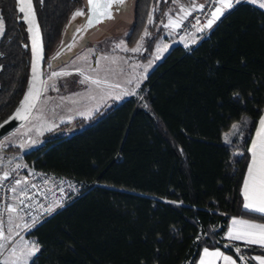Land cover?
Returning <instances> with one entry per match:
<instances>
[{
  "label": "trees",
  "instance_id": "16d2710c",
  "mask_svg": "<svg viewBox=\"0 0 264 264\" xmlns=\"http://www.w3.org/2000/svg\"><path fill=\"white\" fill-rule=\"evenodd\" d=\"M178 1L136 0L127 42L134 46L150 34L145 61ZM33 2L46 67L67 40V27L85 17L72 19L85 13V1ZM18 4L0 0V123L21 103L31 77L30 38ZM96 28L99 40L115 35L108 22ZM263 110L264 9L238 3L195 45L171 47L138 95L23 155L35 170L92 184L28 232L39 246L29 264H197L205 248L239 263L247 255L256 264L251 256L264 250L231 242L226 231L233 217L264 222L244 209L242 194Z\"/></svg>",
  "mask_w": 264,
  "mask_h": 264
},
{
  "label": "rangeland",
  "instance_id": "374dc122",
  "mask_svg": "<svg viewBox=\"0 0 264 264\" xmlns=\"http://www.w3.org/2000/svg\"><path fill=\"white\" fill-rule=\"evenodd\" d=\"M172 8L167 7L165 12H170ZM165 19L163 20L164 25ZM4 27V25H3ZM119 33L103 40L102 42H92L88 44L79 41L67 57L70 59L61 60L62 64L49 61L45 67L44 90L42 97L31 117L25 124L7 135L0 142V178L4 173H11L14 170L28 166L23 160V155L30 150L45 143L48 137L59 130L69 131L78 120H83L82 127L91 124V120L102 113L108 107L121 103L125 98L138 95L140 86L147 78L150 71L160 61L166 49L169 38H175L173 30L164 27L165 39L160 38L156 44V50L151 59L145 61L142 54L145 50V38L141 51H124L138 46L141 38L134 46L127 42V35L130 28L121 26ZM74 29L68 33L71 38ZM202 33L197 31L191 38L182 40L179 44L186 47L193 45ZM1 37V36H0ZM123 44L116 48L117 44ZM157 47L160 48L159 53ZM103 57H107L104 59ZM66 61V62H65ZM53 72H66L68 75L51 76ZM86 77H91L87 79ZM99 79L102 82L97 86L92 80ZM81 81H84L81 83ZM119 85V87H110ZM58 89V90H56ZM63 126V127H62ZM236 126V125H235ZM236 131L234 127L227 134L226 140ZM23 145V147H21ZM19 165V167H17ZM30 167V166H29ZM32 168V167H30ZM29 168V169H30ZM22 187L17 191V195L22 191ZM27 224L24 219L13 213L9 219L8 236L17 238L15 243V255L6 250L4 241H0V263L2 264H29L36 256L29 257V245L35 244L27 234L30 229H26Z\"/></svg>",
  "mask_w": 264,
  "mask_h": 264
},
{
  "label": "snow or ice",
  "instance_id": "6c2138e0",
  "mask_svg": "<svg viewBox=\"0 0 264 264\" xmlns=\"http://www.w3.org/2000/svg\"><path fill=\"white\" fill-rule=\"evenodd\" d=\"M20 4L22 5L19 8V11L21 13H25V15L22 17L23 19L27 20L30 25L35 24V31L33 32V29L30 27L28 30L30 32H33V43H32V51L35 56V61L32 65V72H33V84L29 89L28 95L25 96L24 102H22L20 108L15 112L13 119H21V120H27L29 116L32 114V110L36 107V104L34 101H38L40 98V92L44 90L43 88V81H40V73H39V62L43 59L42 52L43 48L42 45L39 44V25L35 21V11L32 7V0H27V8H25L23 5L25 3V0H19ZM41 4L43 3V0H40ZM211 2V0H210ZM237 3H244L248 2V0H236ZM253 3L256 2V0H252ZM88 3L90 5V13H89V19L88 24L95 26V24L102 23L106 19H112V9L113 6H123L125 4V0H103V2H96V0H88ZM220 6L215 7L214 11L211 13V18L207 21L206 27L210 28L212 24L215 22V20L219 19L221 15H223V8H231V0H219ZM259 7L264 8V3H261ZM201 9H203V5L200 6ZM183 11V9H181ZM190 15L191 13H187ZM85 13L81 11H77L73 14L72 19L75 20L77 16H84ZM31 17V18H30ZM154 21L152 17H149L148 23L152 24ZM198 22V21H197ZM165 28L173 27L178 28L181 26V23L179 21H176L172 18H169L168 23L163 25ZM201 31L203 29H200ZM4 27H3V19L0 17V36L3 35ZM150 34L145 31L144 36L147 37ZM123 44V41H121L120 44H117L115 47L120 48ZM143 44V37L141 38L140 44H138L137 47L132 49H127L125 46L123 48L124 51H132V52H139L141 51ZM164 48H167V45L164 46ZM160 48L157 47V52L159 53ZM104 59H107V57H103ZM69 73L66 72H53L51 73V76H62V75H68ZM87 79H91V77H86ZM40 82L41 88L37 89V82ZM84 81H81L83 83ZM92 83L99 86L102 83L101 80L96 79L92 80ZM110 87H119V85H110ZM58 90V89H56ZM29 98H32L33 102H30ZM23 113V115H22ZM2 126V125H0ZM234 129L237 128V126H233ZM23 147V145H21ZM252 166L248 169L249 179L245 181L244 184V198L245 203L243 205L244 209L246 211H252L261 214L264 216V118L260 120V131L257 132V141H254L252 144ZM19 167V165H17ZM4 179L8 178V173H4ZM22 181L19 179L16 180V184H21ZM26 183V181H24ZM32 187H35L33 185ZM70 188H72V185H69ZM11 191L15 192L16 189L13 188ZM63 191V189H61ZM25 196H27V193H23ZM259 197V201L256 202V197ZM21 204L24 203L23 200L20 201ZM62 206L61 201H56L53 204L48 205L45 207L43 204L40 205V208L47 213L48 215H51L57 207ZM12 212L16 211L15 207H10L9 209ZM37 217L32 218L33 224L37 222ZM30 227V225H29ZM228 237L232 240H238V241H245L248 244L252 245H260L264 246V223H254L250 220L245 219H233L232 220V228L229 229ZM0 238L3 237V233L0 232ZM4 245H0V247H3ZM30 251L28 253V256H34L37 251H39L38 247L33 243L29 245ZM236 252L239 253L240 249L237 247ZM16 250L12 249L11 254L15 255ZM204 259L201 260L200 264H213V262H210L207 260V257H216L217 259H222L225 264H236V261L232 259L230 256L224 255V253L220 251H209L207 248L204 249ZM241 261L244 260V257H239ZM254 260L258 261L259 264H264V257H253ZM15 264V262H14ZM34 264V262H33Z\"/></svg>",
  "mask_w": 264,
  "mask_h": 264
},
{
  "label": "built area",
  "instance_id": "2783aa9c",
  "mask_svg": "<svg viewBox=\"0 0 264 264\" xmlns=\"http://www.w3.org/2000/svg\"><path fill=\"white\" fill-rule=\"evenodd\" d=\"M231 4L235 5L238 3L236 0H231ZM218 6H220L219 0H211V2L210 0H206L203 9L200 6L194 7L185 12L182 17H179L178 14H169L165 17L164 24L168 23L169 18L181 23V26L178 28H166L167 30H173L178 40L191 38L197 31L201 32L203 37L209 33L215 24L214 22L210 28L205 26L211 18V13L214 11V8ZM189 12L191 13L190 15L187 14ZM200 29L203 30L201 31ZM29 168L28 165L25 168L14 170L8 174L7 179L3 178L4 175L0 178V232L3 233L4 237L0 238V241H4L7 251L14 249L17 241V238L14 239L8 236L9 219L13 213L20 215L27 224L26 229L31 230L50 216L40 208L41 204L47 207L56 201H61L62 206L57 207L54 211L56 212L83 193L89 186H92L89 183L59 177L53 173L41 172ZM17 179L22 181V183L17 185ZM33 185L35 187H32ZM69 185L73 187L70 188ZM20 187L23 190L17 195ZM13 188L16 189L15 192L11 191ZM23 193H27V196ZM21 200L24 201L23 204L20 203ZM10 207H15L16 211H10ZM33 217L38 218L34 224L32 222Z\"/></svg>",
  "mask_w": 264,
  "mask_h": 264
},
{
  "label": "water",
  "instance_id": "95a60500",
  "mask_svg": "<svg viewBox=\"0 0 264 264\" xmlns=\"http://www.w3.org/2000/svg\"><path fill=\"white\" fill-rule=\"evenodd\" d=\"M19 1V0H18ZM84 4H85V17L81 19V22H79L75 27L74 26H68L67 29H66V34L69 33V31L72 29H74L73 31V34L72 36L74 35H78L83 29L85 30L86 32V38H82L81 37V34H79L80 36V39L79 41H82L81 43L83 44H88L89 40L91 39V36H93V38L90 40L92 42H102L103 40L109 38H104V39H101L99 40V28H96V27H99L100 24H103L104 22H108V25H113V27L115 26V29H114V33H119L120 30H121V26H123V22H125V24L127 25L128 28L131 29V27L133 26V22H134V15H133V11H134V7H135V3H136V0H125V4L127 5V12L124 13L123 15H119L117 13V15L115 14L116 10H115V5L113 6V9H112V14H113V18L112 19H106L104 20L102 23H99V24H95V26H92V25H89L88 24V19H89V13H90V5L88 3V0H84ZM96 2H103V0H96ZM22 5L18 4V9L21 7ZM25 8H27V0H25V3L23 5ZM32 7L35 11V21L36 23L39 25V44L42 45V48H43V52H42V56H43V59L40 60L39 62V73H40V81H43V88H44V79H45V62H46V50H45V43H44V36H43V32H42V28H41V25H40V22H39V19H38V16H37V13H36V9H35V6H34V2L32 0ZM22 15L24 16L25 13H22ZM115 15L119 17V21L121 20V24L119 21H115ZM31 18V17H30ZM110 21V22H109ZM24 22L27 26V30L31 27L33 29V32L35 31V24H32L30 25L29 22L27 20L24 19ZM84 24V28H80L82 27V25ZM33 32H30L28 30V34H29V38H30V45H31V52H32V61H31V77L29 79V82L26 86V90H25V93H24V97L21 101V103L17 106V108L14 110V112L10 115L9 118H7L5 121H3L2 123H0V142L2 141V139L4 137H6L7 135H9L10 133H12L13 131H15L17 128H19L20 126H22L23 124H25L27 122V120L31 117V115L33 114L34 110L36 109L41 97H42V93L43 91L40 92V98L38 101H34L35 104H36V107L32 110V114L29 116V118L27 120H21V119H13L12 117L14 116L15 112L20 108L22 102H24V99H25V96L28 95V92H29V89L30 87L32 86L33 84V72H32V65L35 61V56L33 54V51H32V43H33ZM89 32V34H91V36H88L87 37V33ZM72 36L70 39L64 41L62 47L54 54V56L52 57V61L56 62L57 64H62L64 62H62L61 60H64V59H67L68 55H69V52L72 51V44H73V41H74V38L72 39ZM89 39V40H87ZM78 41V42H79ZM77 42V43H78ZM76 43V44H77ZM75 44V45H76ZM74 45V46H75ZM74 48V47H73ZM71 58V57H70ZM69 58V59H70ZM66 62V61H65ZM41 88V84L40 82L38 81L37 82V89H40ZM30 102H33L32 101V98H29ZM23 115V113H22ZM75 130H77V127H73V128H70L68 132H74ZM64 130H59L57 131L55 134L56 135H59L61 133H63Z\"/></svg>",
  "mask_w": 264,
  "mask_h": 264
},
{
  "label": "crops",
  "instance_id": "0c3cea01",
  "mask_svg": "<svg viewBox=\"0 0 264 264\" xmlns=\"http://www.w3.org/2000/svg\"><path fill=\"white\" fill-rule=\"evenodd\" d=\"M205 2H206V0H179V1H178V4H179V5H177V8L175 9L176 12H175V13L170 12L169 14H178L179 17H182L183 14H184L185 12L191 10V9L194 8V7L204 5ZM248 2H250V3H252V4H254V5H256V6L259 7V5H260L261 3H264V0H256L255 3H253L252 0H251V1H248ZM236 5H237V4L232 5L231 8H223V9H222V11H223V15H221V16L219 17V19L215 20V24H216V23H217V22H218V21H219V20H220V19H221L226 13H227V12H229L230 10H232ZM260 8H261V7H260ZM181 9H183V11H181ZM262 9H264V8H262ZM215 24H214V25H215ZM166 31H167V30L164 31V35L162 36V39H165V32H166ZM201 37H202V36H201ZM201 37H200V38H201ZM200 38H199V39H200ZM199 39L195 40L194 43H193V45H195V44L199 41ZM164 41L167 42V49H166V51H165V53H164V55H165V54L170 50L171 47H173V46L179 44V42H181L182 40H178L176 37H175V38H171V37H170L169 40H164ZM158 62H159V61H158ZM262 118H264V110H263V113H262V115H261V117H260L258 123H257V126H256V129H255V132H254L253 138H252V140H251L250 151H251V149H252V144H253V142H254V141H257V132L260 131V120H261ZM252 156H253V154H252V151H251V160H250V163H249L248 169H249L250 166H252ZM248 179H249V174H248V170H247V173H246V176H245V180H244V183H243V188H242V194H243L244 203H245V198H244V184H245V181L248 180ZM258 201H259V197L257 196V197H256V202H258ZM234 218H235V219H245V220H250V221H252V222H254V223H264L263 221L252 220V219H248V218H244V217H233V218L230 220V222H229V224H228V227H227V231H226V237H227V239H228L229 241H231V242L240 243V244H243V245H245V246H250V247H257V248H259V249H263V250H264V246H260V245H252V244H248V243H246L245 241L232 240V239H230V238L228 237V232H229V229L232 228V220H233ZM207 249H208V248H207ZM208 250H209V251H217V250H218V251L224 253V255L232 257V259H234V260L236 261V264H250V258H249L247 255H240V257H241V256L244 257V260H243V261L240 260L241 263H239L235 257H233L232 255H230V254H228V253H226V252H223V251L220 250V249H208ZM257 256L264 257V254H253V255L251 256V259H252L256 264H259L258 261H256V260L253 259V257H257ZM204 258H205V257H204V250H203L202 253H201V256H200L199 261H198L197 264H200L201 260L204 259ZM207 260H209L210 262H213V264H225V262H224L222 259H217L216 257H207Z\"/></svg>",
  "mask_w": 264,
  "mask_h": 264
},
{
  "label": "flooded vegetation",
  "instance_id": "af4514ba",
  "mask_svg": "<svg viewBox=\"0 0 264 264\" xmlns=\"http://www.w3.org/2000/svg\"><path fill=\"white\" fill-rule=\"evenodd\" d=\"M115 10H116V12H115V14L117 15V13L119 14V15H123L124 13H126L127 12V10H128V8H127V5L126 4H124L123 6H119V7H115ZM115 15V21H119V17L118 16H116ZM120 22V24H121V20L119 21ZM123 24V26L124 27H127V25L125 24V22H123L122 23ZM121 24V25H122ZM80 28H84V24L82 25V27H80ZM80 33H82L81 34V37L82 38H86V32H85V30L83 29ZM79 33V34H80ZM79 34L77 35H74V36H72V39L74 38V41H73V44L71 45L72 46V48L74 47V45L79 41V39H80V36H79ZM88 36H91V34H89V32L87 33V37ZM87 40H89V39H87Z\"/></svg>",
  "mask_w": 264,
  "mask_h": 264
}]
</instances>
